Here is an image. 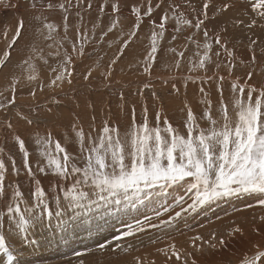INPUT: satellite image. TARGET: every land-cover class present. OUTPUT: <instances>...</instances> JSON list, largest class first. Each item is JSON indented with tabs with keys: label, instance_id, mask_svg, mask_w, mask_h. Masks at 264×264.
<instances>
[{
	"label": "rangeland",
	"instance_id": "obj_1",
	"mask_svg": "<svg viewBox=\"0 0 264 264\" xmlns=\"http://www.w3.org/2000/svg\"><path fill=\"white\" fill-rule=\"evenodd\" d=\"M34 2L35 8H33ZM88 2L89 0L0 2V56L6 50L19 18L23 17L25 21L23 37L10 50L11 56L7 63L0 67V93H2L0 104H7V101L13 98L11 81L20 69L22 77L16 79L15 105H7V110L0 107V124L8 122L12 124L11 132L0 131V153L7 164L12 165L9 157L14 158L19 169L18 176L21 177V180L17 181L16 177H12L14 174L12 166L6 168L8 191L6 195L0 197L2 201L0 211L6 213L5 205L11 198V188L19 184L23 194L21 210L32 208L42 217L26 233L21 234L10 227L5 214L0 234L5 235L7 246L14 250L20 264H81V262L122 264L123 261H126L124 264H138V260L142 264H183L184 260H187L188 264H192L193 260L196 264H240L245 256L255 254L257 246L260 250H264V222L261 221L264 207L257 203L256 198L260 195L258 193L222 198L198 208L195 212L181 213L174 222L163 225L161 221H168L169 216H174L181 207L187 208L192 202L191 197L185 194L187 182L172 185L166 190H161L158 186L145 190L151 191L152 194L144 198L142 193L139 201L135 197L130 201H124L121 197H110L107 202L100 201L93 195L94 189L91 186H83L82 190L87 191L89 198L95 202L92 204L83 202L84 206L73 208L64 198V191L71 188L75 178L79 176L73 173L65 179L51 169L46 168L43 173L38 171L37 165H43L46 161L39 155L40 146L36 144V140L46 138L49 133L53 142V155H55V142L59 141L66 152L73 157L72 163L83 168L85 160L76 140L73 125L76 126V130H83L85 146H88V135L98 137L105 121H108L111 127H118L123 136L132 126L133 107L136 123H142L143 109L146 106L150 126L155 127L159 124L163 128V121L166 118L171 126L183 135L186 133L184 121L189 106L194 111L199 126L207 128L210 125L202 118L206 104L201 101H211V115L218 119L221 96L228 106L230 115H234L232 83L235 82L245 88L242 96L239 92L235 93L244 100H247L248 85L257 89L254 98L259 94V90L264 88V19L252 12L251 0H225L233 6L223 15L217 11L221 6V0H211L205 28L209 31L208 43L212 48L205 69L194 67L199 61L197 53L202 55L203 48L198 49L195 43L187 39L188 36H192L195 41L203 44L204 29H195L181 23L180 30H176V18L179 12L183 11L185 17L194 22L196 13L191 11V7L194 6L199 11L203 0H176L183 5L176 13L168 8L172 0H152L151 17L142 16L138 35L132 39L122 55L120 48L123 40L127 38L128 32L135 30L133 28L135 17L132 16L130 9L132 6L146 9L147 0H119L122 9L119 14L120 24L103 40L101 35L107 32L111 21L117 19L110 7L116 0H90L91 9L88 8ZM48 3L53 7L47 8ZM16 4L19 6L13 9L11 5ZM60 4H64L63 9L59 7ZM101 4L106 5L103 13L99 11ZM156 4H162V7L158 9ZM165 11L168 12L169 19L166 21L163 38H158V51L155 62L152 63L145 59L151 47L153 25L150 21L155 20L158 24L160 16ZM37 16L46 18L43 19L44 23L54 25L52 41L59 53H68L66 45L70 44L68 54L72 56V72L88 75V80L84 77L75 78V81H71L65 89L62 88L63 86L60 88L55 86L53 89L43 86L37 89L34 81L28 80L30 72L27 68L25 70L22 64L23 60L28 59L31 46L42 49L39 56H34L31 60L37 67L35 68L37 74L31 71V75L38 78L37 80L45 79L48 75L47 70L53 69V61H50L54 56L50 53L54 52L45 48L43 37L37 35L34 39L37 42L32 44L34 30L42 26L41 21L34 19ZM65 16L68 17L67 33L64 28ZM200 18L203 19L202 16ZM237 19L242 20L243 23L236 24ZM225 20L228 21V27L227 32L222 35L225 37L227 49L233 53L231 57L215 44L213 38L212 29L223 28ZM252 20L256 23L248 27ZM77 26H80V39H77ZM121 31L124 35H121ZM5 32L8 34L7 39ZM44 33L47 35V29ZM173 36H176L175 40L172 39ZM59 45H65V49L59 48ZM73 45L77 49L83 45L84 55L73 53ZM173 48L175 52L171 51ZM113 51H116V57L108 58L107 56ZM217 52L220 53L219 56L216 55ZM179 53H183V56ZM253 55L256 57L255 63L251 60ZM62 58L60 56L55 61L57 65ZM106 59L110 60L107 68L96 74H88L92 71L89 67L95 66L93 63L85 66L82 64L85 61H95L100 64ZM113 61L115 63H112ZM177 61L179 67L176 66ZM149 63H152V67L145 72L144 68ZM218 64L219 68H217ZM75 65L77 69H81H74ZM230 67H232L231 74H229ZM116 69L119 71L114 73ZM249 72L253 73L250 80ZM121 76L122 80H115ZM220 76L224 77L222 81L219 79ZM145 84L150 86L145 88ZM218 85L223 89L222 93L217 90ZM201 89L204 91L201 92ZM66 92L71 93L69 98L63 96ZM77 92L87 93L88 100L84 98L83 93L79 95ZM157 113L160 115L159 121ZM89 117H92L94 123L83 122L85 126L78 123L82 118ZM96 118H99V122ZM29 119L33 123L29 124ZM69 122L71 127L67 126ZM16 134L25 141V149L30 154V166L34 173L31 177L23 168V155L14 139ZM36 181L44 190L45 203L51 215L43 213V206L36 207V200L31 195ZM178 196H184L181 205L175 203ZM117 199L120 200L119 203L116 202ZM165 206L169 209L167 212L164 211ZM157 212H160L159 216L156 215ZM145 217L149 218L147 222ZM136 221H141L139 227L144 229L143 232L121 237L119 240L113 239L114 236H119L121 232L127 230L126 225L131 224L135 227ZM149 225H157V227ZM236 228H240L242 234L230 235ZM212 233L216 234V240L223 237L227 241L226 246L211 249L202 241H196L205 251L201 254L194 249V237L200 236L203 240H210ZM100 244H105V247L99 248ZM173 245L181 256L180 261L172 255ZM76 253L81 255L77 256ZM187 253L191 255H185ZM5 262L4 253L0 252V264ZM258 264H264V258Z\"/></svg>",
	"mask_w": 264,
	"mask_h": 264
},
{
	"label": "snow or ice",
	"instance_id": "obj_2",
	"mask_svg": "<svg viewBox=\"0 0 264 264\" xmlns=\"http://www.w3.org/2000/svg\"><path fill=\"white\" fill-rule=\"evenodd\" d=\"M0 2H3V0H0ZM147 3L148 6L146 9H142L139 6L131 7L130 12L135 17V23L133 25L135 30L128 32L127 38L123 40L120 48L121 55L131 43L132 39L138 35L142 16L151 17L153 13L152 0H147ZM210 4L211 0H203L202 8L199 11L194 6L191 7V11L196 13L194 22L187 19L183 11H180L176 18L177 31L180 30L179 26L181 23L188 27H194L195 29H204L203 36L205 41L203 44L195 41L192 36L187 37L188 40L196 44L198 49L203 48L204 50L202 55L197 53L199 61L194 65V67L201 69L206 68V64L210 60L209 53L212 48V45L208 43L209 31L205 28ZM5 6L7 7L8 5ZM18 6V4L11 5L13 9ZM232 6V4L225 2V0H221V6L217 8V11L223 15ZM35 7L36 4L34 2L33 8ZM52 7L53 5L51 3L47 4V8L50 9ZM59 7L63 9L64 4H60ZM91 7L92 5L89 0L88 8L91 9ZM105 7L106 5L101 4L99 11L103 13ZM110 7L112 14L117 19L111 21V26L108 27L107 32L101 35L102 40L120 24L119 14L122 9L119 0L111 3ZM161 7L162 4H156V8L159 9ZM182 7L183 5L177 3L176 0H172V4L168 6L169 10L173 13H176ZM250 7L252 12L256 13L261 19H264V0H251ZM201 16L203 19L200 18ZM34 19L41 21L42 26L34 30L32 39L34 40L37 35L43 37L44 40L52 39L54 25L44 23L43 19L46 18L37 16ZM168 19V12L165 11L160 16L158 24L155 20L150 21L153 25L151 47L145 59L152 63L155 62L158 51V38H163L166 30V21ZM64 21L65 33H67V16L64 17ZM235 23L242 24L243 21L237 19ZM255 23L256 21L252 20L248 27H251ZM223 24L224 27L219 30L215 27L212 29L214 34L213 38L215 44L231 57L233 53L227 49L225 37L222 35L227 32L228 21L225 20ZM24 28L25 21L21 17L15 25L14 34L8 41L6 50L0 56V67L7 63V60L11 56L10 50L23 37ZM45 29H47V35L44 33ZM156 29H159V31ZM84 35L86 38V33ZM121 35H124L123 31H121ZM80 36V26H77V39H80ZM7 38L8 34L5 32V39ZM172 39L175 40L176 36H173ZM59 46L62 47V45ZM48 47L51 48L52 45H48ZM72 51L73 53H78L80 56H83L85 53L83 45L79 49L73 45ZM171 51L175 52L176 50L173 48ZM29 52L28 59L23 60V64L31 72L35 71V65L30 63V61L34 56H39L42 49L31 46ZM50 55L59 56L60 53L57 51L50 53ZM179 55L183 56V53H179ZM216 55L219 56L220 53L217 52ZM251 60L255 63V55L252 56ZM112 63H115V61ZM152 63L145 66V72L149 71ZM71 65L72 56L65 53L63 60L58 62V68L52 69L55 73V78L52 81L53 85L59 86L57 82H63L66 75L68 77V83H71V76L73 74ZM176 66L179 67V61L176 62ZM219 67L220 65L218 64L217 68ZM231 71L232 67L229 68V74H231ZM252 75V72L248 73L249 80ZM27 78L30 82L36 79L31 74ZM84 79L88 80L89 76L85 75ZM219 79L222 81L224 77L220 76ZM11 84L13 98L9 99L7 104H0V107L6 110L7 105H15L16 78L14 76ZM149 86L148 84L144 85L145 88ZM231 88L233 92L234 115H230L228 106L222 96L219 101L220 115L218 119L213 118L211 115V101H201V103L206 104L202 118L210 126L201 128L194 111L189 106L187 108L186 120L184 121L186 133L183 135L177 129L173 128L166 118L163 121V128L159 124L155 127L150 126L146 106L143 109L142 123H136L135 108L133 107L132 126L123 136H121L118 127H111L108 121H105L98 137L94 138L91 134L88 135V146H85L83 130H76V126L73 125L76 140L85 160V166L83 168L72 163L73 157L66 152L59 141L55 142V155H53V142L51 134L49 133L46 138H38L36 140V144L40 146L38 149L39 155L44 157L46 161L43 165H37L38 171L43 173L46 171V168L51 169L55 174L65 179L73 173L79 176V178H75L73 186L64 191V198L68 200L69 206L73 208L84 206L83 202H87L88 204L95 202L89 198L87 191L82 190L83 186H91L94 189L93 195L100 201L107 202L110 197H121L124 201H130L135 197L139 201L141 200L142 193L144 198L152 194L151 191L146 192L145 190H151L157 186L161 190H166L172 185L187 182L185 194L191 197L192 202L187 205V208L181 207V210L176 212L174 216H169L168 221H161L163 225L174 222L176 218L181 216V213H187L189 211L195 212L198 208H202L214 201L242 194H260L256 198L257 203L264 207V198H262L264 197V88H261L259 94L255 95L254 98V93L257 92V89L255 86L248 85L247 100L235 95L236 92H239L242 96L245 92L244 87L234 82ZM217 90L221 93L223 92V89L219 85ZM203 91L201 89V92ZM34 95L35 93L33 92ZM121 98L123 99V94H121ZM159 119L160 115L157 113V120L159 121ZM28 123L31 124L33 121L29 119ZM0 131L11 132L12 124L10 122L0 124ZM14 139L18 144L19 151L23 155V168L26 170V174L31 177L34 173L30 166V154L25 149V141L18 134L14 136ZM9 159L12 163L13 173L18 175L19 169L16 167L14 158L9 157ZM6 173V165L3 155L0 153V197L6 195L8 191L6 188ZM31 195L36 200V207L43 206V213L51 215L45 203L44 190L38 181L35 182ZM22 197L23 194L19 184H15L11 188V198L5 205L6 213L5 211H0V227H3L5 214L10 227L21 234L26 233L31 226L38 223L42 218L32 208L21 210V203H23ZM183 201L184 196H178L175 199L176 205H181ZM116 202L119 203L120 200L117 199ZM248 207H252V205H248ZM168 210V207L165 206L164 211L167 212ZM156 215L159 216L160 212H157ZM148 219V217H145V222ZM261 221L264 222V216L261 217ZM140 224L141 221H136L135 227L131 224L126 225L127 230L121 232L119 236H114L113 239L119 240L121 237L132 236L136 232H143L144 229L139 227ZM149 226L157 227V225ZM234 233L242 234V230L236 228L230 235ZM196 241H202L204 245H208L211 249H216L218 246L223 248L227 244V241L223 237L216 240L215 233H212L210 240H203L202 237L196 236L193 238V247L195 250L200 251L201 254L204 253L205 249L198 245ZM98 247L103 249L105 244H100ZM172 248V255L176 257L177 261H180L181 256L175 250V245ZM0 252L4 253L6 257L5 264H20V261H18L17 256L14 254V250L7 246L6 237L3 234H0ZM76 255L79 256L81 253H76ZM185 255L191 254L187 253ZM262 258H264V250H260L259 246H257L255 254L245 256L240 261V264H258ZM138 264H142V262L138 260ZM183 264H188V261L184 260ZM192 264H196V261L193 260Z\"/></svg>",
	"mask_w": 264,
	"mask_h": 264
},
{
	"label": "crops",
	"instance_id": "obj_3",
	"mask_svg": "<svg viewBox=\"0 0 264 264\" xmlns=\"http://www.w3.org/2000/svg\"><path fill=\"white\" fill-rule=\"evenodd\" d=\"M30 36H31V32H30ZM53 39H50V40H44L43 39V43L45 44V48L46 49H52V52H57V49H56V47H54V43H53V41H52ZM35 42H37L36 40H34V42L32 43V44H35ZM48 45H53L52 46V48H49L48 47ZM57 47H59V46H57ZM66 47H67V51H68V53H69V50H70V48L69 47H71L70 46V44H67L66 45ZM59 48H62V49H65V45H63L62 47H59ZM30 53V52H29ZM64 52H60V55L59 56H54L52 59H51V61L50 62H52L53 61V68H58V65H57V63L55 62L58 58H60V56H62V57H64V54H63ZM26 55V54H25ZM108 58H110V59H114L115 57H116V51H113L112 53H110L108 56H107ZM62 60H63V58H62ZM62 60H59V61H62ZM58 61V62H59ZM110 60L109 59H106V60H104V61H102V63H100V64H97L95 61H85L84 63H82L84 66H85V64L86 65H88V64H94L95 66L94 67H89L92 71L91 72H88V74H96V73H99L100 71H105V68H107V63H110L109 62ZM30 63H32V61H30ZM32 64H34V63H32ZM56 64V65H55ZM22 65H24V64H22ZM35 65V64H34ZM77 65V64H76ZM76 65L74 66V69H76V70H80L81 68H79V69H77L76 68ZM25 66V65H24ZM71 68H72V65L70 66ZM35 68H37L36 67V65H35ZM25 70H26V66H25ZM29 70V69H28ZM108 70H110V69H108ZM111 70H113V69H111ZM118 69H116L115 71H114V73L117 71ZM119 71V70H118ZM30 72V71H29ZM34 74H37L35 71H32ZM32 72H30L29 74H32ZM28 74V75H29ZM43 74V73H42ZM47 77L44 79V78H42V79H39V80H37L38 78H36V80H33L34 82L33 83H35V85L37 86V89L38 88H41V87H45V88H54L56 85H53L52 84V81H53V79L55 78V73L53 72V70L52 69H50V70H47ZM75 74L76 73H74L73 72V74H72V76H71V81H75V78H82V77H85V75H82V74H76V76H75ZM15 78L16 79H20V78H22L21 77V69L20 70H18L17 72H16V74H15ZM107 79H109V77L107 78ZM115 80H122V76L121 77H117V78H115ZM57 84L59 85L58 86V88H60V87H62V88H64L65 89V87L69 84L68 83V77H67V75L65 76V79H64V81L63 82H57ZM98 91H100V89L98 90ZM97 91V92H98ZM77 93H79V95H81L82 93H83V95H84V98L86 99V100H88V97H89V95L87 94V93H84V92H77ZM12 94V93H11ZM76 94V93H75ZM70 95H71V93H69V92H66V93H63V96L64 97H70ZM10 96H12V95H10ZM15 96H17V94H15ZM83 98V99H84ZM78 101H80V100H78ZM89 107V106H88ZM78 108V107H77ZM83 113H86L85 111H82ZM99 119V118H98ZM98 119L96 118V120H97V122H99L98 121ZM80 120V119H79ZM82 121V122H81ZM81 121H78V123H81V125L82 126H85L84 124H83V122H87V121H89V123H86V124H91V122L92 123H94V121L92 120V117H89L88 119H84V118H82V120ZM67 126H69V127H71L72 125L70 124V122H69V124L67 123ZM5 162V161H4ZM5 165H6V168H8L9 167V165L10 166H12L11 164H7V163H5ZM12 177H16V180L17 181H20L21 180V177L20 176H18V175H16V174H12ZM13 180H15V179H13Z\"/></svg>",
	"mask_w": 264,
	"mask_h": 264
},
{
	"label": "bare ground",
	"instance_id": "obj_4",
	"mask_svg": "<svg viewBox=\"0 0 264 264\" xmlns=\"http://www.w3.org/2000/svg\"><path fill=\"white\" fill-rule=\"evenodd\" d=\"M139 235H140V234H139ZM135 255H136V254L134 253V256H135ZM130 256H132V255H130ZM132 257H133V256H132ZM132 257H131V258H132ZM121 261H123V260H121ZM130 262H131V261H130ZM135 262H136V261H135ZM124 263H126V261H123V262H122V264H124ZM119 264H121V263H119ZM131 264H132V263H131ZM134 264H135V263H134Z\"/></svg>",
	"mask_w": 264,
	"mask_h": 264
}]
</instances>
